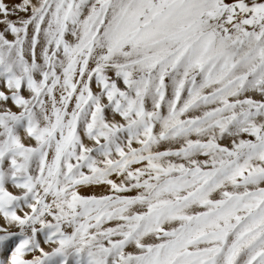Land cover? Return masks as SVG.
I'll use <instances>...</instances> for the list:
<instances>
[{
  "label": "snow or ice",
  "instance_id": "snow-or-ice-1",
  "mask_svg": "<svg viewBox=\"0 0 264 264\" xmlns=\"http://www.w3.org/2000/svg\"><path fill=\"white\" fill-rule=\"evenodd\" d=\"M0 264H264V0H0Z\"/></svg>",
  "mask_w": 264,
  "mask_h": 264
}]
</instances>
